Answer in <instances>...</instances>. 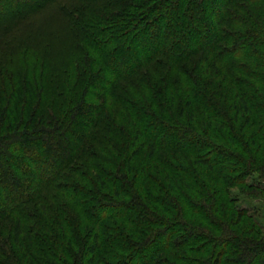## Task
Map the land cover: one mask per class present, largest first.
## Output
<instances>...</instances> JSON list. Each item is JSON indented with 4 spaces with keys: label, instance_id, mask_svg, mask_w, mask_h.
Returning <instances> with one entry per match:
<instances>
[{
    "label": "trees",
    "instance_id": "16d2710c",
    "mask_svg": "<svg viewBox=\"0 0 264 264\" xmlns=\"http://www.w3.org/2000/svg\"><path fill=\"white\" fill-rule=\"evenodd\" d=\"M12 1L0 264H264V0Z\"/></svg>",
    "mask_w": 264,
    "mask_h": 264
},
{
    "label": "rangeland",
    "instance_id": "374dc122",
    "mask_svg": "<svg viewBox=\"0 0 264 264\" xmlns=\"http://www.w3.org/2000/svg\"><path fill=\"white\" fill-rule=\"evenodd\" d=\"M5 2L12 3V0H5ZM43 15L35 17V23L38 18ZM34 19L32 21H34ZM53 26V24H52ZM46 28V27H45ZM34 30V27L33 29ZM145 154V153H144ZM247 184L253 185L252 188H244L245 192L240 191L242 187L232 188L231 195L237 200V207L245 208L252 215V219L264 234V178H260L256 173H252L247 178ZM247 190V191H246ZM246 223H243V225Z\"/></svg>",
    "mask_w": 264,
    "mask_h": 264
}]
</instances>
